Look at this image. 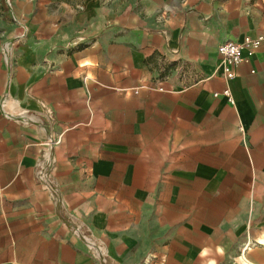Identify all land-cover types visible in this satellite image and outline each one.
I'll use <instances>...</instances> for the list:
<instances>
[{
  "label": "crops",
  "instance_id": "crops-1",
  "mask_svg": "<svg viewBox=\"0 0 264 264\" xmlns=\"http://www.w3.org/2000/svg\"><path fill=\"white\" fill-rule=\"evenodd\" d=\"M12 1L0 264H264V0Z\"/></svg>",
  "mask_w": 264,
  "mask_h": 264
},
{
  "label": "built area",
  "instance_id": "built-area-1",
  "mask_svg": "<svg viewBox=\"0 0 264 264\" xmlns=\"http://www.w3.org/2000/svg\"><path fill=\"white\" fill-rule=\"evenodd\" d=\"M264 43V35H258L256 37L245 36L241 42L236 41H225L218 46V53L221 58V65L223 73L225 74L228 80L234 78L235 68L243 62L246 57L245 53L247 52L248 57L252 56ZM224 94L230 100L229 90H225ZM216 96L218 94H215ZM259 243V242H257ZM254 243H247L241 250L242 253H245L249 248H251Z\"/></svg>",
  "mask_w": 264,
  "mask_h": 264
},
{
  "label": "rangeland",
  "instance_id": "rangeland-1",
  "mask_svg": "<svg viewBox=\"0 0 264 264\" xmlns=\"http://www.w3.org/2000/svg\"><path fill=\"white\" fill-rule=\"evenodd\" d=\"M5 5L7 8H11V5L13 7V1L12 0H4ZM3 78H0V82L2 83Z\"/></svg>",
  "mask_w": 264,
  "mask_h": 264
}]
</instances>
